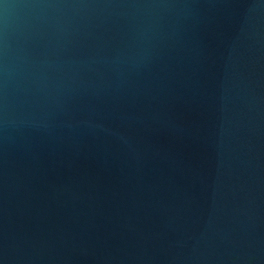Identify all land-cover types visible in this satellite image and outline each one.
<instances>
[{"label": "water", "instance_id": "95a60500", "mask_svg": "<svg viewBox=\"0 0 264 264\" xmlns=\"http://www.w3.org/2000/svg\"><path fill=\"white\" fill-rule=\"evenodd\" d=\"M0 264H264V0H0Z\"/></svg>", "mask_w": 264, "mask_h": 264}]
</instances>
